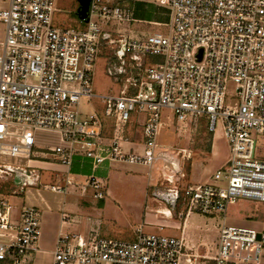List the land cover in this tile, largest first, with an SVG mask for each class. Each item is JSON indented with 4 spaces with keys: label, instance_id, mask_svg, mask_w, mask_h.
Returning <instances> with one entry per match:
<instances>
[{
    "label": "built area",
    "instance_id": "2783aa9c",
    "mask_svg": "<svg viewBox=\"0 0 264 264\" xmlns=\"http://www.w3.org/2000/svg\"><path fill=\"white\" fill-rule=\"evenodd\" d=\"M142 1L168 8L167 34L124 31L122 25L134 20L129 3L92 0L87 28L81 30L54 24V14L60 10L57 0H9L0 9V21L6 28L0 53V153L33 156L37 131L57 130L69 146L50 151L68 166L77 155L88 158L93 165L88 185L99 200L107 196L96 172L104 163L154 168L162 161L163 177L172 186L156 194L169 204L185 200L189 209L213 215L226 213L239 199L264 202V160L256 157L264 136V0ZM108 45L116 47L108 73L120 81L129 72L132 76L125 78L120 95L102 97L105 109L101 116L97 109L83 110L81 102L97 96L92 89L94 63ZM152 55L162 56L163 62L149 66ZM126 56L133 62L131 71L125 66ZM230 81L236 84L235 107L225 103ZM72 82L78 88L65 86ZM164 108L171 109L178 122L206 115L209 132L221 121L231 157L214 177L217 182L226 181L225 186L186 183L188 174L178 165L183 155L171 150L158 154ZM136 111L139 118L143 116L141 153L122 147L129 119ZM103 116L114 121L108 141L103 139ZM12 126H19L21 133L11 131ZM13 136L18 143L6 141ZM15 169L0 164V173H15ZM23 176L18 184L21 190L39 182L34 169H23ZM51 189L66 192L59 184ZM10 192L17 189L0 184V237L4 239L0 261L21 264L41 238L42 211L26 206L21 220L13 221L11 201L5 196ZM62 220L69 222L70 216L64 213ZM259 233L223 225L214 264H264V233L260 238ZM184 249L183 238L142 229L134 240L95 232H61L53 264H181Z\"/></svg>",
    "mask_w": 264,
    "mask_h": 264
},
{
    "label": "rangeland",
    "instance_id": "374dc122",
    "mask_svg": "<svg viewBox=\"0 0 264 264\" xmlns=\"http://www.w3.org/2000/svg\"><path fill=\"white\" fill-rule=\"evenodd\" d=\"M115 2L116 0H107ZM9 0H0V9H4L8 6ZM128 1H123V4ZM59 11L54 14V24L60 28H76L78 30L87 28L88 23L80 19L78 16L79 1L78 0H57ZM160 6L151 2L150 4H138L137 7L142 9L140 16L147 20L156 18L155 13L157 7ZM164 7V6H163ZM166 8V7H165ZM96 21L100 19L94 18ZM127 31L133 29L135 34L141 32L155 33L161 32L167 34L168 27L156 25L154 23H140V22H126L122 25ZM138 30H141L138 31ZM5 24L0 22V53L2 52L3 44L6 36ZM114 38L118 39L119 35L114 34ZM116 47L112 45L105 46L101 54L96 58L93 68V81L92 89L97 95L92 98H83L81 102V108L83 110H93L104 113L105 105L102 97L108 95H120L125 85V78L132 76L129 72L124 76V81L116 80V78L108 73V65H113L115 61ZM149 66L163 62V57L159 55L149 56ZM126 68L131 71L133 68V62L128 56L125 58ZM65 86L69 89L78 88L77 82L66 83ZM236 84L230 81L227 85L226 105L235 107L238 104L236 98ZM162 126L160 129V135L158 139L157 152L160 154L164 150H171L174 152H180L183 155L182 160L178 163L180 169L184 173H189L190 164L195 159L193 155L191 158L187 157V154L194 153L198 150L206 151L204 166L206 167L205 177L209 182L225 186L226 181L217 182L214 175L221 166H227L228 160L231 157V149L226 138L223 126L219 120L217 128L209 133L208 119L206 115L198 118L189 116L187 120L178 122L176 114L168 108H164L162 111ZM138 122V112H133L127 128L136 125ZM112 120L106 121V129L109 131L112 126ZM11 131L15 133H21L22 129L19 126H12ZM37 135V134H36ZM42 140L37 142L35 147V153L33 156L27 153H19L17 155H9L0 153V164L7 165L19 169H29L30 160L37 159V156L42 152H47L50 158H57L59 155L50 151V143L53 142L52 136L41 133ZM211 135L213 143V153L208 151L210 145ZM202 140H201V139ZM208 139V141H206ZM8 142L18 143L19 139L15 136L8 137ZM210 141V142H209ZM126 141L122 142V147L126 150ZM54 148V147H52ZM258 159L264 160V136L257 146ZM125 174H133L137 177L134 180V184L130 182L128 178L122 180L111 179L108 183L109 190L112 192L114 198L118 201V204L109 206L104 214L100 217L94 215L92 209H86L84 215H81V209L77 213V217L73 218L70 223L78 224L77 228L72 225L70 232L86 234L88 223L93 219L92 225L94 229L100 232V236L116 238L119 240H134L138 229H142L148 234H159L167 236H176L178 238H184L188 244L190 250L186 253H182L180 256L181 264H207L205 261H212L211 258H202L204 254L214 255L219 245V238L221 228L223 225H234L240 227H247L255 229L257 232L264 233V202L239 199L236 205L231 206L225 213H215L213 215H204L197 210L189 209L185 200H179L177 205L173 207L168 202L162 200L157 196V190H167L170 185L163 177V163L158 161L154 168L139 164H123ZM218 169V170H216ZM16 173L9 170L4 173H0V182L14 183V177ZM151 175V179L149 178ZM190 175V173H189ZM22 179V178H21ZM131 180V181H133ZM184 182L188 183L190 180L186 178ZM191 183V182H190ZM207 183V182H206ZM194 184V183H192ZM203 184V183H201ZM182 185V184H181ZM177 186V185H174ZM107 187V189H108ZM107 198V197H106ZM99 204L97 207H100ZM159 207H168L172 211V215H166L160 213L157 210ZM92 211V212H91ZM75 215V216H76ZM108 230V234H103L101 230ZM67 229L64 232H68ZM4 239L0 237V241ZM56 245V244H55ZM51 248V247H50ZM55 249V246L53 247ZM184 252V250H183ZM194 257L197 260L194 261ZM190 258V259H189ZM21 264H33L32 259L23 260Z\"/></svg>",
    "mask_w": 264,
    "mask_h": 264
},
{
    "label": "crops",
    "instance_id": "0c3cea01",
    "mask_svg": "<svg viewBox=\"0 0 264 264\" xmlns=\"http://www.w3.org/2000/svg\"><path fill=\"white\" fill-rule=\"evenodd\" d=\"M150 4V2L142 1V0H133L132 8H133V18L134 22L140 23H154L156 25L166 26L165 24L169 23L170 21V12L168 8L163 6H158L157 11L155 13V17L153 19L147 20L140 16L142 14V9L137 7L138 4ZM9 5V3H8ZM1 22V21H0ZM3 23V22H2ZM124 31L135 34L133 29L127 31L124 28ZM141 32V30H138ZM142 33V32H141ZM156 33V32H155ZM96 109V108H95ZM85 111H92V110H85ZM101 116L104 114L99 111ZM105 127L103 131V139L109 140L112 137L113 131V124L114 121L111 118H106L103 116ZM108 119L112 120V126L109 131L106 129V121ZM140 121L137 122L136 125L130 126V128H126V151L127 152H138L141 153L144 150V135L142 129V120L143 116L140 118ZM128 126V125H127ZM41 133H46L53 138V142L50 143V149L56 146H69V143H66L61 135V133L57 130H38L36 135V140L38 143L42 140ZM202 140V139H201ZM198 146H196L195 150H198L194 153L187 154L189 159L194 156V160L190 164V175L188 173V179L190 180V184L197 185L200 183H208L211 179L210 177L208 180L205 177L206 174V167L204 166L205 160V153L204 150H199ZM213 143L212 139L210 145L208 146V151H212L213 153ZM56 155V154H55ZM230 160V159H229ZM228 160V162H229ZM227 162V163H228ZM123 164L128 163H121V162H106L102 166L97 169V174L102 178L106 191H107V198L105 199H97L95 198V191L92 187L88 185V179L91 173L93 172V165L92 162L83 155H77L74 159V162L71 166L63 164L60 159L57 158H50L47 152H42L37 156V159L30 160V168L36 171V175L39 178V182L35 183V185L25 187L24 189H20L18 183L15 181L14 183L8 182H0L5 183L7 186H13L17 189V192H10L9 194H5V196L10 198L11 201V218L13 221L19 222L21 220V215L24 207L26 206H37L42 211V235L39 242L34 245L28 252V254L24 257L23 260L32 259L33 264H53V247L56 244L57 238L61 232L66 231L67 229L70 232L72 229V225L77 228L78 224H71L70 221L79 213L81 209V214L84 215L82 211L85 212L86 209H92L94 211V215L100 217L102 214L106 212L109 206L116 205L115 202L118 204L116 198H114L112 192L109 190L108 183L111 179H130V182L134 184L133 179H137V177L133 174H125L124 173V166ZM225 167V166H224ZM223 168L220 165L218 169ZM216 169V170H218ZM151 179V175L149 177ZM133 180V181H131ZM59 184L66 188L65 193H58L54 192L51 189V185ZM6 187V186H3ZM108 187V189H107ZM162 191V190H157ZM165 201V200H164ZM166 202V201H165ZM101 204L100 207H97ZM236 205V204H235ZM91 211V212H92ZM158 212L172 215V211L168 207H159L157 208ZM68 214L70 216L69 222H63L62 216L63 214ZM77 214V215H76ZM76 215V216H75ZM93 219L90 220V224L88 223L87 233L90 234L91 232H95L100 235V232L94 229L92 225ZM103 234H108L109 231L103 229L101 230ZM184 239V238H183ZM185 241V249L183 253H186L190 250L191 247ZM51 247V248H50ZM218 250V248H217ZM209 255L204 254L202 258H211L212 261H205L207 264H214V257L217 255ZM186 251V252H185ZM190 259V258H189ZM22 260V261H23ZM197 260V257H194V261Z\"/></svg>",
    "mask_w": 264,
    "mask_h": 264
},
{
    "label": "water",
    "instance_id": "95a60500",
    "mask_svg": "<svg viewBox=\"0 0 264 264\" xmlns=\"http://www.w3.org/2000/svg\"><path fill=\"white\" fill-rule=\"evenodd\" d=\"M79 1V8H78V16L80 19L84 20L85 22L89 21V8L90 3L92 0H78ZM123 52V50L121 51ZM202 52V51H201ZM200 58L202 57V53H200ZM15 175H18V177H15V181L19 184L24 180L23 176V169L16 168L15 169ZM22 178V179H21ZM168 201V198H165ZM170 204L175 207L177 205V202L175 200H172ZM258 237H261V233H259Z\"/></svg>",
    "mask_w": 264,
    "mask_h": 264
},
{
    "label": "trees",
    "instance_id": "16d2710c",
    "mask_svg": "<svg viewBox=\"0 0 264 264\" xmlns=\"http://www.w3.org/2000/svg\"><path fill=\"white\" fill-rule=\"evenodd\" d=\"M123 1H124V3H125V1H128L129 4H132V2H133V0H116L114 3H122L123 4ZM209 133H211V132H209ZM209 138H210L209 140L211 141V135H209ZM206 141H208V139ZM0 264H12V263L11 262H7V261L6 262L5 261H0Z\"/></svg>",
    "mask_w": 264,
    "mask_h": 264
}]
</instances>
